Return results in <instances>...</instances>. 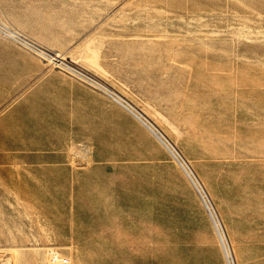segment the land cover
<instances>
[{
	"label": "crops",
	"instance_id": "obj_1",
	"mask_svg": "<svg viewBox=\"0 0 264 264\" xmlns=\"http://www.w3.org/2000/svg\"><path fill=\"white\" fill-rule=\"evenodd\" d=\"M100 12L99 0H0V23L77 61L128 103L0 34V204L42 206L50 245L70 264H230L218 236L181 227L171 212L163 216L161 197L141 192L158 186L147 177L162 167L160 143L175 149L150 120L158 114L175 126L179 108L172 97L166 107L158 82L145 79L157 73L130 69L123 48L96 47L113 43L98 29ZM192 72L183 74L188 83ZM263 105L235 106L231 121L220 106L194 115L234 264H264Z\"/></svg>",
	"mask_w": 264,
	"mask_h": 264
},
{
	"label": "rangeland",
	"instance_id": "obj_2",
	"mask_svg": "<svg viewBox=\"0 0 264 264\" xmlns=\"http://www.w3.org/2000/svg\"><path fill=\"white\" fill-rule=\"evenodd\" d=\"M100 5L106 6V12L97 14L98 29L113 34V43L96 47H106L108 53L113 49L115 55L123 48L130 69L143 68L146 74H158L145 79L158 82L155 91L165 99L166 107L171 97L177 103L178 123L173 126L168 118L157 114L150 120L154 126H150L175 147L190 167L201 195L222 228L211 195V189H216L214 167L206 156L203 158L202 126L194 115L200 113L203 104L210 111L220 106L231 113L226 118L231 121L235 106L244 111L264 104V0H99ZM170 72L179 75H165ZM185 72H192L190 83ZM176 83V93H171ZM127 91L135 97L132 87ZM209 142L216 143L212 135ZM160 145L162 167L152 168L147 177V184L156 181L158 186L151 185L141 192L162 198L163 216L171 212L181 227L207 230L218 242L201 195ZM43 217L42 206L0 204V264H45V247L57 243ZM231 255L233 258L232 251Z\"/></svg>",
	"mask_w": 264,
	"mask_h": 264
},
{
	"label": "built area",
	"instance_id": "obj_3",
	"mask_svg": "<svg viewBox=\"0 0 264 264\" xmlns=\"http://www.w3.org/2000/svg\"><path fill=\"white\" fill-rule=\"evenodd\" d=\"M2 24L4 23H0L1 35H5L8 38L16 40L22 47L38 55L49 66L60 69L65 73L69 74L70 76L84 82L86 85L90 86L91 88L105 95L111 96L113 100L118 101L124 105H128V103L124 98L119 96L112 88H110L107 84H105L100 78H98L96 75L86 70L84 67L79 65L74 60H71L68 57L59 56V53L46 48L45 46L24 36L21 33L13 34L10 31L4 29L1 26ZM44 255H45V264L71 263V258L62 252V248L56 245H49L45 247Z\"/></svg>",
	"mask_w": 264,
	"mask_h": 264
},
{
	"label": "bare ground",
	"instance_id": "obj_4",
	"mask_svg": "<svg viewBox=\"0 0 264 264\" xmlns=\"http://www.w3.org/2000/svg\"><path fill=\"white\" fill-rule=\"evenodd\" d=\"M4 29H6L7 31H10L11 33H13V34H15V33H19L18 31H16V30H13V29H10L9 28V26H7L6 24L5 25H3L2 26ZM10 40V39H9ZM60 56V55H59ZM115 101V100H114ZM118 103V102H117ZM118 104H120V103H118ZM123 106V105H122ZM128 108H129V106H128ZM158 132V131H157ZM160 134V133H159ZM161 135V134H160ZM166 140V139H165ZM169 144V143H168ZM169 151H170V153H171V155H172V157L175 159V161L178 163V165L180 166V168L184 171V173H185V175L189 178V180L191 181V183H192V185L194 186V188H195V185H194V183L197 185V183H196V181H195V179H194V175L192 174V171L190 170V167L187 165V163L185 162V160L180 156V154L178 153V151L177 150H175V149H168ZM171 150H172V152H171ZM198 186V185H197ZM199 188V187H198ZM200 189V188H199ZM195 190H196V188H195ZM207 201V200H206ZM207 203H208V201H207ZM208 205H209V203H208ZM209 207H210V205H209ZM210 209H211V207H210ZM212 210V209H211ZM212 213H213V211H212ZM213 216H214V219H215V221H216V224H217V226H218V228H219V230H220V232H221V236H222V239H223V241H224V244H225V250H226V253L228 254V257H227V259H228V261L230 262V264H232L233 263V258H232V255H231V250H230V248L228 247V244H227V239H226V236H225V233H224V231L222 230V228H221V225H220V221L218 220V218L215 216V214L213 213ZM215 226V225H214ZM216 229V228H215ZM221 241V240H220ZM221 245H222V243H221ZM222 248H223V245H222ZM223 251H224V248H223ZM224 254H225V252H224ZM5 264V263H4Z\"/></svg>",
	"mask_w": 264,
	"mask_h": 264
},
{
	"label": "water",
	"instance_id": "obj_5",
	"mask_svg": "<svg viewBox=\"0 0 264 264\" xmlns=\"http://www.w3.org/2000/svg\"><path fill=\"white\" fill-rule=\"evenodd\" d=\"M147 125H148V124H147ZM148 126H149V125H148ZM149 128H150L154 133H156L152 127L149 126ZM156 134H157V133H156ZM171 152H172V150H171ZM172 153H173V152H172ZM194 185H195L196 190H197V191L199 192V194L201 195V193H200L199 188L197 187V185H196L195 183H194ZM201 198H202L203 203H204V205H205V207H206V209H207V211H208V213H209V215H210V218H211L213 224L215 225L216 231H217V233H218V236H219V238H220V240H221V243H222V245H223V248H224L225 256H226V258H227V257H228V254L226 253V250H225V244H224V241H223V239H222L221 232H220V230H219V228H218V226H217V224H216V221H215V219H214V216H213V214H212V212H211V210H210V208H209V206H208V204H207V202H206V200H205L203 194L201 195Z\"/></svg>",
	"mask_w": 264,
	"mask_h": 264
}]
</instances>
